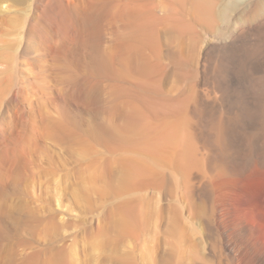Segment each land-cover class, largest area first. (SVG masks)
<instances>
[{
	"label": "rangeland",
	"instance_id": "obj_1",
	"mask_svg": "<svg viewBox=\"0 0 264 264\" xmlns=\"http://www.w3.org/2000/svg\"><path fill=\"white\" fill-rule=\"evenodd\" d=\"M207 1L0 0V264H264V92L242 142L214 135L216 70L264 0ZM118 5L167 20L138 34Z\"/></svg>",
	"mask_w": 264,
	"mask_h": 264
},
{
	"label": "bare ground",
	"instance_id": "obj_2",
	"mask_svg": "<svg viewBox=\"0 0 264 264\" xmlns=\"http://www.w3.org/2000/svg\"><path fill=\"white\" fill-rule=\"evenodd\" d=\"M177 1L188 4L191 15L196 18L203 19L209 16L211 9L207 0ZM112 15L118 19L127 21L133 26L138 34L147 33L149 36L152 34L158 23L167 20V18L160 19L153 13L134 9L129 6L122 7V5H118ZM173 21L175 22L171 30L173 37L181 38L189 31L190 25L186 21H182L181 19H174ZM263 21L249 25L243 30L241 29V32L237 33V36L231 39V44L235 40L239 46H234V50H231L228 55L227 53H224L222 54V57L220 56L222 59L226 60V63L224 67H219L216 70L215 87L218 91H221L223 101L232 115V119L229 121L230 123L225 129L221 124H217L215 128V142H217V149L222 153L227 151L228 145L242 142V139L245 138L244 132H247L250 129L251 125L257 118L254 112L255 105L252 104V102L255 103L264 92V75L256 79L255 85L246 86L244 89H241L240 86L242 81H238L235 76L239 75L241 77L238 72L247 74L251 73L256 76L259 74L260 69L264 68ZM250 35H253L254 38L249 39ZM245 44L249 46H244ZM122 56L124 57L122 60L125 63H137L140 60L139 52H127L124 50ZM262 112L261 118L262 122H264V106ZM253 140L250 144L252 148L253 145H261V147L264 148V131L258 132L253 137ZM263 188V182H260L257 179L252 180L248 185L249 193L254 196L259 195ZM242 230L248 232L246 224H243Z\"/></svg>",
	"mask_w": 264,
	"mask_h": 264
}]
</instances>
